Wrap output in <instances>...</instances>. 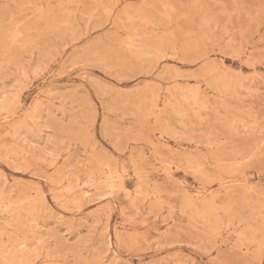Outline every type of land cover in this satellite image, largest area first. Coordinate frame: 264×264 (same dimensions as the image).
I'll list each match as a JSON object with an SVG mask.
<instances>
[{
	"label": "rangeland",
	"instance_id": "obj_1",
	"mask_svg": "<svg viewBox=\"0 0 264 264\" xmlns=\"http://www.w3.org/2000/svg\"><path fill=\"white\" fill-rule=\"evenodd\" d=\"M0 264H264V0H0Z\"/></svg>",
	"mask_w": 264,
	"mask_h": 264
}]
</instances>
